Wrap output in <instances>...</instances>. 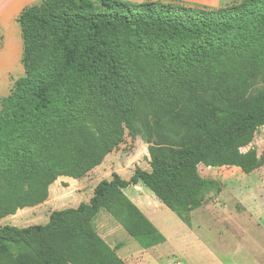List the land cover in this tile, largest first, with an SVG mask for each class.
Returning <instances> with one entry per match:
<instances>
[{
	"label": "trees",
	"instance_id": "16d2710c",
	"mask_svg": "<svg viewBox=\"0 0 264 264\" xmlns=\"http://www.w3.org/2000/svg\"><path fill=\"white\" fill-rule=\"evenodd\" d=\"M18 22L25 74L0 100V219L45 201L58 177L86 175L122 142L124 128L131 137L140 134L144 70L156 69L180 92L190 125L184 139H169L168 119L141 121L151 169L136 167L128 180L113 172L98 182L89 202L54 210L45 224L0 226V264H127L95 228L101 209L142 248L165 237L124 193L126 187L142 183L188 221L207 192L221 189L218 180L199 173L200 154L229 150L233 156L217 155L212 166H259L254 148L239 149L264 124V90L248 99L202 98L196 84L198 74L223 57L262 56L264 0L216 9L44 0L24 9ZM170 114L177 116L174 108Z\"/></svg>",
	"mask_w": 264,
	"mask_h": 264
},
{
	"label": "rangeland",
	"instance_id": "374dc122",
	"mask_svg": "<svg viewBox=\"0 0 264 264\" xmlns=\"http://www.w3.org/2000/svg\"><path fill=\"white\" fill-rule=\"evenodd\" d=\"M198 79L199 83L196 84L197 93L202 98L215 97L218 94L239 96L242 99L251 98L264 90V52L256 61L246 56L223 57L213 69L198 74ZM138 86L143 98L138 117L140 134L131 137L128 130L124 128L122 142L115 146L107 155L110 156L108 160L110 159L113 161H124L127 160L128 157L133 158V163L129 165V168L140 167L150 170V155L147 149L148 144L145 140L146 130L142 127L141 121L144 120L149 122L151 119H168L165 125L171 126L168 128L171 132L165 131L167 137L169 139H184L189 129L190 117L185 107L183 96L175 89L173 84L165 81L156 69L151 68L144 70L140 76V83ZM170 108L176 110L177 116H172L170 114ZM91 128L96 135L95 127L91 125ZM263 130L264 124L257 125L253 139L246 145L249 146V148H254L256 152L259 150L257 155L260 159V163L255 169L264 166ZM89 134H91V132H89ZM159 140L161 142L164 141L162 138H159ZM244 147L239 150L244 149ZM217 155L231 157L234 155V152L229 150L222 153L206 151L200 154L201 161L198 165V169L202 176L218 180L221 187H224L225 184L234 182L232 178H239L240 173L235 172L233 166H212L211 160ZM108 162L109 161H106L105 163ZM126 163L124 162L122 164L124 165ZM110 170V167L105 168L103 176L111 178ZM144 188L151 194L153 200L158 203L159 208H157L156 211L159 218L163 220L171 219L174 223L178 222L176 213L160 203L154 197L150 189L146 186H144ZM75 203L76 202H72L71 207H76L74 206ZM248 204V208L251 207L247 210L249 213L245 210H240L239 207L236 210L234 203L226 201L225 205H218L216 211L210 210L209 212H203L202 215H198V218L200 217L198 219V233L201 235L202 240L213 248L215 253L223 256L225 264H264V231L262 230V228H264V208L258 207L256 205L257 203L251 199L250 195L248 196ZM23 208L26 207H18L16 212ZM218 210L221 212L219 213L221 218L217 220L214 214ZM100 212L93 221L97 232L110 246L117 249V254H119L127 264H185V261H188V264H190L191 262H197L199 258H203V255L199 252L195 253L194 251H192L191 254L188 253L186 256L178 254L175 243L169 246L161 243L152 248L144 249L132 236L120 227L117 222L115 223L114 219H109L100 215L106 212L105 210H101ZM25 214L26 213H19L17 218H23V216H26ZM43 218L44 217L38 219L39 222H28L27 224L20 223L17 225L18 227H26L32 224H45L48 222V217ZM4 220L5 221L1 222L2 224H13L10 223V218L6 217ZM153 223L162 233L168 232L170 242L173 240V235L170 233H172L171 230H176L175 228L171 229L169 226L164 228L161 224ZM114 225H116V227H114ZM224 226H228L225 230L230 233L225 237L219 234L216 235V227L223 229ZM107 227L110 228L107 229ZM199 264H202V262L200 261ZM203 264H205L204 261Z\"/></svg>",
	"mask_w": 264,
	"mask_h": 264
},
{
	"label": "crops",
	"instance_id": "0c3cea01",
	"mask_svg": "<svg viewBox=\"0 0 264 264\" xmlns=\"http://www.w3.org/2000/svg\"><path fill=\"white\" fill-rule=\"evenodd\" d=\"M43 1L44 0H0V98L8 95L13 83L17 79L23 77L25 74V68L22 63L24 39L22 30L18 22V17L24 9L39 5ZM124 1L130 2L132 4L146 2L175 3L202 9H216L227 4L240 2L242 0ZM248 148L249 146H246L244 147V149H242V151H246ZM258 151L259 150H257V152ZM108 157L110 156L107 155L100 165H97L86 175L80 178H73L69 176L58 177L53 183L49 185L48 197L45 201L31 207L19 209L15 214L6 217L10 218V223H13L12 226L18 227L17 224L20 223L27 224L28 222H39L38 219H42V217L49 218L51 212H53L54 210L69 208L71 207L72 202H76L74 204V206L76 207L81 202H89L90 198L93 196L94 188L98 184V182L102 179H110V177L103 176V171H105V168L107 167L111 168L110 175L115 172L120 175V177L126 180H128L132 176L136 167L129 168V165L133 163V158L128 157V159L124 161H113L110 159L108 160ZM106 161L109 162L105 163ZM121 162L127 163L123 165ZM233 169L235 172L240 173L239 178H232V181L234 182L225 184L224 187L222 186L220 191L218 192H207L204 196V202L202 203V205L189 213L188 221L182 220L178 216V222L175 223L171 219H160L156 211V209L159 208L158 203L153 200L151 194L147 192V190L144 188V185L140 182L126 187L124 189V193L140 208V210L152 223L155 222L159 225L161 224V226H163L164 228L169 226L171 229H176L171 230L172 233L170 234L173 235V240H171V242L169 240L168 232L162 233L159 230L165 237V241L162 242V244H167L169 246L170 244L175 243L176 251L178 252V254H183L185 256L188 255V253L191 254L192 251H194L195 253L199 252L201 255H203L204 259L199 258L197 262H191L192 264H199L200 261L202 262V264L203 261L205 262V264H225L223 256L221 254L215 253L213 251V248L208 246L202 240L201 235L198 233V219L200 218H198V215H202L203 212H209L210 210L216 211L218 205H225L226 201L234 203L236 206V210L239 207L240 210H245L247 213H249L247 211L249 210V208H251H248L249 195L251 196V199L257 203L256 205L258 207L260 206L261 208H264V166L250 171H245L242 168L236 166H233ZM236 181L240 182L237 183ZM99 212L97 215H99ZM19 213H26V216H23V218H17ZM219 213H221L220 210H218L214 214L217 220L221 218ZM100 215L109 219H114L107 211L103 212ZM6 217L0 219V226L11 225L1 223L2 221H5L4 219ZM114 221L115 223L117 222L115 219ZM114 227H116V225H114ZM120 227L122 226L120 225ZM109 228L110 227H107V229ZM227 228L228 226H224L223 229L216 227L215 234H219L222 235V237H225L230 233L225 230ZM262 230L264 231V228H262ZM185 264H188V261H185Z\"/></svg>",
	"mask_w": 264,
	"mask_h": 264
}]
</instances>
